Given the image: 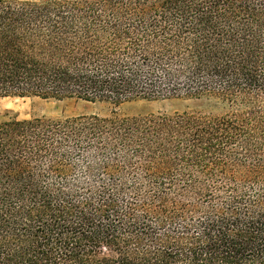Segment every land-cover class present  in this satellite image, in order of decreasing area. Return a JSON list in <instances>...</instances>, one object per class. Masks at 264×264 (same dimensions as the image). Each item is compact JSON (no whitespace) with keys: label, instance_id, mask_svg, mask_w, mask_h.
I'll use <instances>...</instances> for the list:
<instances>
[{"label":"trees","instance_id":"trees-1","mask_svg":"<svg viewBox=\"0 0 264 264\" xmlns=\"http://www.w3.org/2000/svg\"><path fill=\"white\" fill-rule=\"evenodd\" d=\"M206 96L0 120V264H264V0H0V97Z\"/></svg>","mask_w":264,"mask_h":264},{"label":"rangeland","instance_id":"rangeland-1","mask_svg":"<svg viewBox=\"0 0 264 264\" xmlns=\"http://www.w3.org/2000/svg\"><path fill=\"white\" fill-rule=\"evenodd\" d=\"M202 111L220 114L226 105L213 97H173L160 99H134L121 104L108 101H87L79 98L0 97V120L6 117L27 119L31 117H70L77 115L138 116L159 112Z\"/></svg>","mask_w":264,"mask_h":264}]
</instances>
